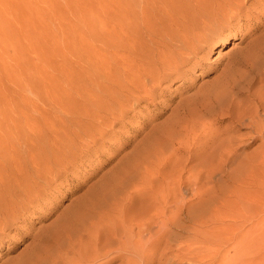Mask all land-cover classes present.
Returning <instances> with one entry per match:
<instances>
[{"label": "rangeland", "instance_id": "obj_1", "mask_svg": "<svg viewBox=\"0 0 264 264\" xmlns=\"http://www.w3.org/2000/svg\"><path fill=\"white\" fill-rule=\"evenodd\" d=\"M243 1L245 7L252 6L250 18L240 22L246 31H251L248 39L264 38V0ZM225 2L226 0H0V139H2L0 141L3 145H0V148H4V143L7 142L10 145L12 142L20 144L24 141L21 143L30 145L33 121L29 117L40 116L49 109L45 102H48L47 96L51 91L52 94L58 95L62 89L64 90L62 84L68 85L69 82H73L75 86L79 83L78 62L89 71L90 65L87 61L81 63L80 56H86L93 45L101 43L93 41L89 32L84 35L82 31L79 33L76 30L73 24L76 16L98 15L95 17V24L102 27L103 22L108 21L105 19L108 18L106 16L110 14L112 17L109 18L113 21L110 24L116 31L122 33L117 18L119 19L120 15L123 17L125 13L136 21L146 16L158 21V15L165 13L164 11L184 10V15L187 16L188 12L195 14L199 21L200 18L203 20L206 9L229 8ZM113 15H118L116 21ZM212 15V18L217 17L216 14ZM170 21L171 19H166V24L169 23L167 27H174V23L171 22L176 20ZM81 26L83 27V24ZM83 28L85 30V27ZM245 40L236 41L234 37H230L222 49L218 46L208 55L205 56L204 53L202 64L195 69L190 67L185 79H175L164 96L158 97L153 104L145 108L130 111V116H136L132 118V124L123 128L120 127L121 124L115 122L111 128H100L101 132L113 131L112 142H107L109 147L105 146L101 152L98 151L90 166L83 164L75 173V178H71L72 181L67 183H71L70 185L64 184L61 197L54 198L53 201L56 203V209L50 210L47 209L48 206H40L39 209L36 208L26 214L23 222L21 220L13 223L16 230L9 229L5 230L6 233L3 231L0 234V237L3 236L0 264H35L38 257L48 258L49 244L56 246L58 242L53 239L70 229L67 225L64 231L66 220L72 222L73 216L85 210L87 203L102 200L113 194L111 191L119 187L120 181L131 176L132 181L124 188L128 189L126 193L131 191L128 199V202H131L129 210L127 204L124 206L128 214L138 210L142 205L148 207L151 203H153L151 206L166 204L165 206H172L173 210L176 209V205L181 207L182 213L178 219L182 227L174 226L175 233L172 234L175 235H170L171 249L166 252L167 260L164 264H264V163L257 168H246L247 170L241 167L232 169L213 165L212 160L216 157L213 152L218 155L219 139L228 137L231 122L223 116L214 118L205 116L200 122L203 124L197 127L198 132L200 131L198 135L186 138L180 137L184 132L182 128L181 130L174 128L179 117L175 113L172 114L177 103L184 98L192 95L196 96L195 98L197 96L203 98L217 89L218 83L222 84L218 77L220 72L231 62L233 57L231 55L246 49L248 40ZM76 49L79 51L81 49V53ZM216 77L218 82L215 85L213 83ZM76 88L77 86L67 89L68 94L78 96ZM197 92L203 93L197 95ZM152 128H156L157 131ZM167 129H171V133H179L178 137L170 139L164 136L167 135ZM16 131L22 133L19 135ZM13 132L19 136L16 137L17 134ZM250 133L251 130L247 128L240 129V134L245 136L242 143L237 144L242 146L237 150L241 156L239 159L246 161L255 158L264 162V155L261 153L264 136L258 138L251 146L243 147V144L250 142L251 139L248 137ZM18 137L21 141L17 139ZM9 138H12V141ZM121 197L123 198L122 194L112 195L108 203H100L103 210L107 213L106 207L110 203L113 205V201L117 204ZM80 200L82 201L79 202ZM51 202L44 200L43 203L49 205ZM124 203L126 202L123 201L117 206L111 215H120ZM230 203H234L233 207L229 206ZM222 210L223 212H220ZM235 214L236 216L245 214L243 217L246 216L247 220H236ZM219 218H222L221 221ZM226 218L227 220H224ZM116 220L121 222V216H117ZM75 227L76 230L77 227L80 228ZM226 229L227 235L233 234V231L235 235L227 236ZM231 230L232 232H229ZM221 232L224 233L223 237L220 235ZM44 236L49 239V243ZM149 240L152 239L147 237L146 241ZM178 254L183 260L178 259L176 256ZM111 255L93 264H107L110 260L111 264L123 262L122 258L114 259L115 256ZM28 256L33 258L30 257L32 261Z\"/></svg>", "mask_w": 264, "mask_h": 264}, {"label": "bare ground", "instance_id": "obj_2", "mask_svg": "<svg viewBox=\"0 0 264 264\" xmlns=\"http://www.w3.org/2000/svg\"><path fill=\"white\" fill-rule=\"evenodd\" d=\"M244 2L242 0H226L225 4L229 8L206 9V18L203 15L204 18L203 20L200 18L201 21L195 18V14L188 12L187 16L184 15V10L164 11L165 13L158 15V21L149 16L142 17L144 13L138 21L128 13H125L123 17L120 15L119 19L118 15H113L115 21L117 18V23L123 30L122 33L116 31L110 24L113 23L110 20L112 18H109L112 17L110 14L106 16L108 18L104 17L108 21L103 22L102 27L95 24V17L98 15L76 16L73 22L76 30L79 33L82 31V34L89 32L92 40L101 43V45H93L92 50L87 51L86 56H80V62L87 61L90 69L87 71L84 65L77 63V67L80 69L77 72L79 83L76 82L75 92L77 91L78 96L74 97L71 96L72 93L68 94L67 89L75 86L73 82L67 81L68 85L62 84L64 90L62 89L60 94L54 95L51 91L47 96V98L49 97L48 102L45 103L48 104L49 109L44 114L29 117L33 121V128L30 131L32 137H28L30 145L21 143L24 142L20 140L24 136L22 134L20 139L17 138L21 141L20 144L16 143L17 146L13 142L10 145L7 142L4 143V148H0V234L5 230L15 229L13 223L21 222V220L23 222L26 214L40 206H48L47 209L50 210L57 208L53 201L54 198L61 197L64 184L70 185L71 183H67L72 181L71 178H75L77 170H80L83 164L90 166L94 162V157L99 153L98 151L101 152L105 146L109 147L107 142L114 138L113 131L101 132L100 128H111L115 122L121 124L120 127L123 128L132 124L136 116H130V111L135 108H145V106L153 104L158 97L164 96L169 85L175 79H185L190 67L195 69L196 66L202 64L204 53L206 56L218 46L222 49L230 37H234L236 41L237 39L248 40L246 49L231 55L233 56L231 62L225 65L218 76L222 80V84L218 83L217 89L209 92V95L203 98H199V96L195 98L196 96L192 95L177 103L175 109H172V114L175 113L179 117L174 128L178 130L182 128L184 132L180 137L187 138L192 135L196 137L200 132L197 127L199 124H203L200 122L205 116L211 118L223 116L224 119L231 122H229V131L227 130L229 135L219 139L218 155L213 152L216 156L212 160L214 161L213 165L232 169L235 167L251 169V167L257 168L258 165L264 163L255 158L241 160L239 159L240 154L237 153V150L242 147L238 145L242 143L243 136H245L240 134V129L247 128L252 132L248 134L250 142L243 144V147L251 146L258 138L264 136V38L248 39L251 31H246L240 22L250 18L252 6L245 7ZM201 11L203 12L202 9ZM212 14H216L217 17L212 18ZM167 18L171 21L178 19L179 21H175L177 25L170 21L174 23V27H167L169 24V21L166 24ZM187 19L189 21H185ZM96 20L98 19L96 18ZM236 20L237 22L233 23ZM219 30L222 32L218 33ZM79 52L81 53V49ZM218 77L215 78L213 84H217ZM200 94L197 92V95ZM37 110L36 112L39 113ZM152 129L156 130V128ZM167 130V135L164 136H168L170 139L178 137L179 133H171V129ZM20 133L18 134L20 135ZM152 133L155 132L152 131ZM18 134L16 137L19 136ZM154 137L156 138V136ZM9 140L12 141V138ZM190 140L192 141V139ZM0 145H2L1 141ZM261 149V153L264 155V146ZM135 177L136 175L133 178ZM130 178L122 179L119 187L111 191L113 194L102 200L87 203L85 210L73 216L72 222L66 220L64 225L65 227L69 225L67 227L70 229L66 227L64 229V231L67 229L66 232L53 239L58 242L56 246L49 244L48 258L39 259L38 257L36 262H33L35 264H93L99 259L116 253L114 259L122 258L121 264H164L167 260L166 252L171 249L170 235L175 233L173 232L174 226L182 227L178 219L182 213L181 207L176 205V209L173 210L172 206H165L166 204L151 206L153 203L150 202V206L142 205L138 210L128 214L125 212L126 207L124 206L127 204L129 210L131 202H128V199L131 191L126 193L128 189L124 190V188L132 181ZM143 181L145 182V180ZM207 185L209 184L207 183ZM121 187L123 188L120 189ZM116 194H122L123 198L118 199L117 204L113 201V205L110 203L106 207L107 209L104 208L107 210L106 213L100 203H108L110 196ZM51 199H53L52 202ZM44 200L51 203L45 205ZM123 201L126 203L122 205V213L117 214L122 218L119 222L116 220L117 216L114 214L112 216L111 212L117 209V206H120ZM233 205L234 203H230L229 206L233 207ZM244 215L236 216L235 214V219L247 220L246 216L243 217ZM75 226H80L79 229L77 227L78 231ZM225 232L227 235L228 230ZM222 234L224 233L221 232L220 235L222 236ZM233 234L230 233V235ZM147 237L152 240L147 242ZM45 240L47 243L50 242L48 238ZM2 243L3 236L0 237V246ZM176 256L180 260V254ZM30 257L28 259L32 261L33 258ZM181 260L183 259L181 258ZM111 261L107 264H111Z\"/></svg>", "mask_w": 264, "mask_h": 264}]
</instances>
